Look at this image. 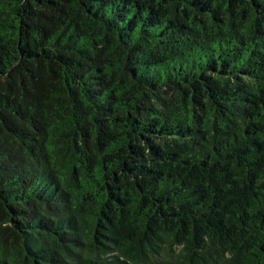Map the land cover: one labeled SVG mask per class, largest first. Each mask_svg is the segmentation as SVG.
<instances>
[{
	"label": "trees",
	"instance_id": "16d2710c",
	"mask_svg": "<svg viewBox=\"0 0 264 264\" xmlns=\"http://www.w3.org/2000/svg\"><path fill=\"white\" fill-rule=\"evenodd\" d=\"M0 264H264V0H0Z\"/></svg>",
	"mask_w": 264,
	"mask_h": 264
}]
</instances>
